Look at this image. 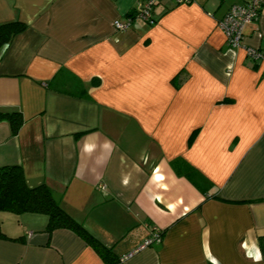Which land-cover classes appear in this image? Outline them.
<instances>
[{"label":"crops","instance_id":"crops-1","mask_svg":"<svg viewBox=\"0 0 264 264\" xmlns=\"http://www.w3.org/2000/svg\"><path fill=\"white\" fill-rule=\"evenodd\" d=\"M136 1L0 0L26 22L0 48V107L23 116L0 120V164L49 184L117 264H264V60L246 48L264 11L229 47L218 21L242 0H163L155 24L115 28ZM0 223V264H108L46 212Z\"/></svg>","mask_w":264,"mask_h":264},{"label":"trees","instance_id":"trees-1","mask_svg":"<svg viewBox=\"0 0 264 264\" xmlns=\"http://www.w3.org/2000/svg\"><path fill=\"white\" fill-rule=\"evenodd\" d=\"M162 1L163 0H159L154 5L155 22L152 24H155L157 22L158 15L156 9L158 4L162 3ZM135 7L136 4L128 12L129 17H135ZM114 27L117 28L115 25ZM25 28L26 22L19 18L6 20L0 19V48L8 44L19 32L23 31ZM257 48L261 50L264 47ZM250 57L252 58L254 63H258V61L261 60H257L252 56ZM3 119H7L10 121L12 126V133L15 134L18 132L22 124L23 116L21 111L18 109L8 110L0 107V120ZM0 209H6L15 212H46L48 214L47 228L49 230L58 227L70 228L81 235L105 259L108 264H117V262L119 261V258L117 257L112 247L104 244L96 235H94L82 222L78 221L62 205L60 199L56 197L52 187L49 184H47L46 182H42L31 185L27 180L24 168L20 163L9 162L0 164ZM5 235L6 234L2 230L0 223V236Z\"/></svg>","mask_w":264,"mask_h":264},{"label":"built area","instance_id":"built-area-1","mask_svg":"<svg viewBox=\"0 0 264 264\" xmlns=\"http://www.w3.org/2000/svg\"><path fill=\"white\" fill-rule=\"evenodd\" d=\"M159 0H137L136 2V14L135 17L139 16L147 20L149 23L155 22L154 16V5ZM177 2H189L191 0H176ZM264 11V0H242L241 2H233L228 7L226 13L220 18L218 24L224 29L227 37V45L229 47L240 46L243 42V33L247 23L255 22L260 16L261 12ZM134 16H130L128 20L123 21L116 19L113 24L117 28H127L133 22ZM247 54L254 57L255 59L264 60V48L259 50L256 47L247 45ZM161 238L160 230L154 232V235L146 239L145 242L140 246L144 247ZM139 247V248H140ZM136 248L135 250L139 249ZM135 250L129 252L121 257L122 260L130 256Z\"/></svg>","mask_w":264,"mask_h":264},{"label":"clouds","instance_id":"clouds-1","mask_svg":"<svg viewBox=\"0 0 264 264\" xmlns=\"http://www.w3.org/2000/svg\"><path fill=\"white\" fill-rule=\"evenodd\" d=\"M256 259H257V260H259V259H260L259 255H257V256H256Z\"/></svg>","mask_w":264,"mask_h":264}]
</instances>
